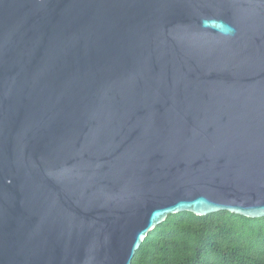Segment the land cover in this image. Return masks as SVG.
I'll use <instances>...</instances> for the list:
<instances>
[{"label":"water","instance_id":"1","mask_svg":"<svg viewBox=\"0 0 264 264\" xmlns=\"http://www.w3.org/2000/svg\"><path fill=\"white\" fill-rule=\"evenodd\" d=\"M221 210L264 217V0H0V264Z\"/></svg>","mask_w":264,"mask_h":264},{"label":"trees","instance_id":"2","mask_svg":"<svg viewBox=\"0 0 264 264\" xmlns=\"http://www.w3.org/2000/svg\"><path fill=\"white\" fill-rule=\"evenodd\" d=\"M131 264H264V217L169 214L148 231Z\"/></svg>","mask_w":264,"mask_h":264},{"label":"clouds","instance_id":"3","mask_svg":"<svg viewBox=\"0 0 264 264\" xmlns=\"http://www.w3.org/2000/svg\"><path fill=\"white\" fill-rule=\"evenodd\" d=\"M228 33H225V35H227Z\"/></svg>","mask_w":264,"mask_h":264}]
</instances>
